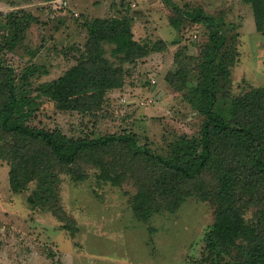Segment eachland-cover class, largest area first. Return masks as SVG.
Returning <instances> with one entry per match:
<instances>
[{"label":"trees","instance_id":"trees-1","mask_svg":"<svg viewBox=\"0 0 264 264\" xmlns=\"http://www.w3.org/2000/svg\"><path fill=\"white\" fill-rule=\"evenodd\" d=\"M245 1L253 6L257 31L264 33V0ZM174 6L175 28L189 23L207 28L208 38L195 62L196 78L188 76L187 61L167 75L203 115L198 134H181L159 151L142 144L133 130L69 135L32 124L39 109L30 85L37 67L18 72L1 52L15 49L33 16L12 11L7 22L0 15V158L10 165L12 190L19 193L34 183L29 204L51 212L72 233L76 223L62 203L63 175L83 179L89 169H96L105 181L134 185L131 202L142 219L179 209L189 195L209 200L216 214L204 263L264 264V85L234 93L231 67L238 34L203 8ZM135 11L128 8L120 15L88 20L85 52L62 76L43 83L42 93L63 110L101 109L107 91L123 85L122 67L104 56V44L113 43L112 53L125 61L153 49L134 36Z\"/></svg>","mask_w":264,"mask_h":264},{"label":"rangeland","instance_id":"rangeland-1","mask_svg":"<svg viewBox=\"0 0 264 264\" xmlns=\"http://www.w3.org/2000/svg\"><path fill=\"white\" fill-rule=\"evenodd\" d=\"M175 4L203 8L238 34L231 67L234 93L264 85V33L257 31L253 6L245 0H0L4 22L12 11L33 16L15 49L1 52L18 72L37 67L30 85L39 109L31 123L69 135L133 130L142 144L159 151L181 134H198L203 115L167 75L187 61L188 76L196 78L195 62L208 38L207 28L190 23L175 28ZM128 8L140 15L133 24L135 38L153 49L125 61L106 42L103 54L122 67L123 85L107 91L96 113L58 108L40 86L62 76L85 52L88 20ZM34 186L14 192L10 165L0 158V264H206V237L216 214L209 200L189 195L179 209L142 219L132 206V183L105 181L96 169H89L83 179L64 174L62 203L75 219L72 233L51 212L29 204Z\"/></svg>","mask_w":264,"mask_h":264},{"label":"crops","instance_id":"crops-1","mask_svg":"<svg viewBox=\"0 0 264 264\" xmlns=\"http://www.w3.org/2000/svg\"><path fill=\"white\" fill-rule=\"evenodd\" d=\"M139 16H140V15H138V17H139ZM138 17H136V20H137ZM136 20H135V21H136Z\"/></svg>","mask_w":264,"mask_h":264}]
</instances>
